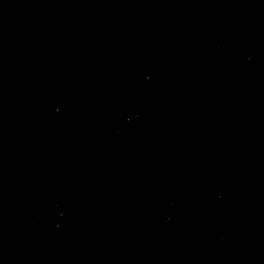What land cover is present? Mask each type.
<instances>
[{"label":"water","instance_id":"95a60500","mask_svg":"<svg viewBox=\"0 0 264 264\" xmlns=\"http://www.w3.org/2000/svg\"><path fill=\"white\" fill-rule=\"evenodd\" d=\"M0 264H264V0H0Z\"/></svg>","mask_w":264,"mask_h":264}]
</instances>
